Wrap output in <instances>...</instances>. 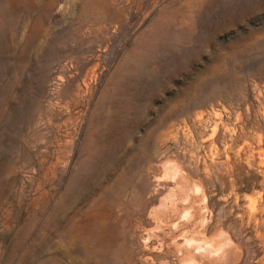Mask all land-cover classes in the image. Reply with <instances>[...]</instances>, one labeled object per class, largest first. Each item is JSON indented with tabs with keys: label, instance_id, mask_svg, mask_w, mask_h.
I'll return each mask as SVG.
<instances>
[{
	"label": "rangeland",
	"instance_id": "374dc122",
	"mask_svg": "<svg viewBox=\"0 0 264 264\" xmlns=\"http://www.w3.org/2000/svg\"><path fill=\"white\" fill-rule=\"evenodd\" d=\"M105 1L121 21L86 0H0V264H52L55 193L83 158L130 167L145 140L144 167L203 182L201 235L264 264V0Z\"/></svg>",
	"mask_w": 264,
	"mask_h": 264
},
{
	"label": "bare ground",
	"instance_id": "6f19581e",
	"mask_svg": "<svg viewBox=\"0 0 264 264\" xmlns=\"http://www.w3.org/2000/svg\"><path fill=\"white\" fill-rule=\"evenodd\" d=\"M86 3L105 6L109 17L121 21L122 12L105 0ZM146 141L132 149L138 161L130 167L122 161L112 169L110 162L91 164L83 158L71 172L64 191L55 193L52 264H76L77 252L81 264H169L163 263L166 258L173 264L239 261L241 251L228 234L201 235L210 231L207 214L201 212L203 182L176 162L144 167L140 161L149 158ZM57 160L53 166H58ZM145 175L150 190L143 197L139 182Z\"/></svg>",
	"mask_w": 264,
	"mask_h": 264
}]
</instances>
